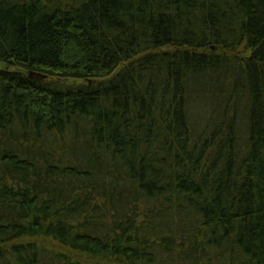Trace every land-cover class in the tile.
I'll return each mask as SVG.
<instances>
[{"label": "trees", "instance_id": "trees-1", "mask_svg": "<svg viewBox=\"0 0 264 264\" xmlns=\"http://www.w3.org/2000/svg\"><path fill=\"white\" fill-rule=\"evenodd\" d=\"M264 264V0H0V264Z\"/></svg>", "mask_w": 264, "mask_h": 264}, {"label": "rangeland", "instance_id": "rangeland-1", "mask_svg": "<svg viewBox=\"0 0 264 264\" xmlns=\"http://www.w3.org/2000/svg\"><path fill=\"white\" fill-rule=\"evenodd\" d=\"M37 244H39L42 247H45L49 250H53L58 253H65L69 255L74 261L80 262L82 264H116L114 262H104V261H99L93 258H90L88 256L78 254V253H73L65 248H63L61 245L57 244L51 239H40L37 240Z\"/></svg>", "mask_w": 264, "mask_h": 264}]
</instances>
